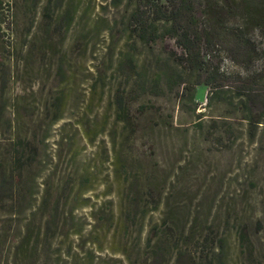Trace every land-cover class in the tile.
I'll return each instance as SVG.
<instances>
[{
	"label": "rangeland",
	"instance_id": "obj_1",
	"mask_svg": "<svg viewBox=\"0 0 264 264\" xmlns=\"http://www.w3.org/2000/svg\"><path fill=\"white\" fill-rule=\"evenodd\" d=\"M2 1L0 140L12 119L36 147L21 153L33 162L15 203L25 208L23 216L13 218L0 204V250L21 239L28 208L37 207L50 189L48 206H59L60 222L52 224L48 242L38 241V264L141 261L135 247L162 221L166 204L178 207L181 225L225 237L224 255L214 264H264V58L255 52L262 46L257 34L250 33L252 45L229 29L214 30L212 66L230 77L221 100L209 103L206 84L197 87L195 102L171 92L143 96L131 104L132 123L124 133L114 121L113 101L132 71L127 65L107 69L116 49L111 54L108 27L127 19L123 7L113 8L110 0H70L76 13L68 26L67 9L47 10V0ZM133 2L162 7L167 0ZM135 49L138 66L149 75L159 66L176 67L175 52H181L169 37L154 52ZM99 65L107 70L106 80L93 89ZM143 102L150 106L144 114L137 110ZM58 110L62 116L53 121ZM133 176L139 200L149 209L158 205L143 226L117 220L120 199L131 197ZM41 223L34 220L33 239ZM241 228L248 232L243 242Z\"/></svg>",
	"mask_w": 264,
	"mask_h": 264
},
{
	"label": "trees",
	"instance_id": "obj_2",
	"mask_svg": "<svg viewBox=\"0 0 264 264\" xmlns=\"http://www.w3.org/2000/svg\"><path fill=\"white\" fill-rule=\"evenodd\" d=\"M109 4L117 9L123 7L124 17H127L121 24L114 19L108 27L111 38L113 37L111 54L121 41L123 43L119 51L116 53L115 49L110 57L107 69L115 72L127 65L132 71L123 82L124 88L121 90L119 87L116 90L113 101L114 121L116 124H123L124 133L132 123L131 104L143 96H161L171 92L181 99L195 102L197 87L206 84L210 88L209 103L221 100V93L227 91L230 77L221 70L220 65L212 66L217 51L215 29H229L239 39L252 45H255V39L250 33H256L262 46L255 52L258 58H264V0H167L162 7L134 3L133 0H110ZM0 7L3 8L2 0ZM52 7L57 10L67 9L68 26L72 25L76 12L72 11L74 7L70 0H47L44 8L48 10ZM166 37L172 38L181 49L180 54L175 52L179 61L177 66L181 69L177 66L168 69L159 66L154 69L156 73L149 75L145 67L138 66L140 54L135 48L140 47L142 53L154 52ZM106 73L107 70L100 65L96 68L93 89L99 82L106 80ZM149 108L143 102L139 103L137 110L144 114ZM61 116L62 112L58 110L53 121ZM15 122L16 120L8 119L6 135L0 140V147L8 150L5 153L0 151V204H4L13 218L20 219L25 208L15 203L23 197L24 172L33 163L32 159H25L21 153L24 148H35L36 145L33 137H24L21 134ZM199 122L201 125L202 121ZM258 122L260 121L254 120L253 123L257 125ZM134 179L133 176V182L129 184L131 197L120 199L117 220L119 223L122 220L127 223L129 220L131 224L135 222L136 225L141 223L143 226L148 211L157 210L158 205L149 209L147 202L139 200ZM83 192L80 189L77 195L80 196ZM50 199L51 190L46 189L40 204L28 208L27 222L23 225L24 233L16 243L9 244L8 250H0V264H38L42 255L38 241L48 242L50 235L54 236L52 224L57 226L60 222V208L56 205L50 209ZM177 210L178 207L165 205L162 221L150 227L143 246L138 244L135 247L138 255H143L144 258L141 261L137 258L132 264H214L222 258L225 237L218 233L215 237L205 234V231L199 233L196 225L189 228L185 224L181 225ZM68 214H72L71 209ZM36 218L42 220V223L36 239H33V223ZM115 218V212L111 211L110 219L114 221ZM2 231L3 229L0 231V245L4 241ZM237 233L240 242L248 238V232L244 228ZM126 247L123 250L125 254L129 253L128 246Z\"/></svg>",
	"mask_w": 264,
	"mask_h": 264
}]
</instances>
